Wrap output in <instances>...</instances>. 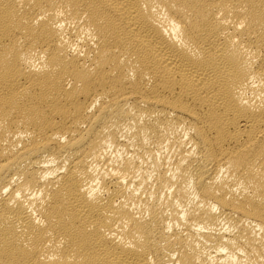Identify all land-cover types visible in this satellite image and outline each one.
Instances as JSON below:
<instances>
[{
    "label": "bare ground",
    "instance_id": "1",
    "mask_svg": "<svg viewBox=\"0 0 264 264\" xmlns=\"http://www.w3.org/2000/svg\"><path fill=\"white\" fill-rule=\"evenodd\" d=\"M0 264H264V0H0Z\"/></svg>",
    "mask_w": 264,
    "mask_h": 264
}]
</instances>
